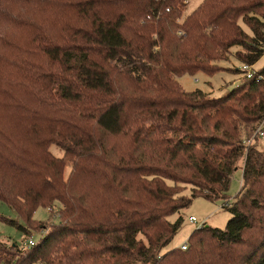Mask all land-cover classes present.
I'll list each match as a JSON object with an SVG mask.
<instances>
[{
	"label": "trees",
	"instance_id": "trees-1",
	"mask_svg": "<svg viewBox=\"0 0 264 264\" xmlns=\"http://www.w3.org/2000/svg\"><path fill=\"white\" fill-rule=\"evenodd\" d=\"M186 3L0 0V201L21 221L3 218L25 243L42 233L0 239V264H264V151L246 143L264 65L217 97L177 80L231 55L254 64L264 0H202L182 17ZM237 169L225 227L164 250L182 220L169 216L225 199ZM40 206L58 219L35 220Z\"/></svg>",
	"mask_w": 264,
	"mask_h": 264
},
{
	"label": "rangeland",
	"instance_id": "rangeland-1",
	"mask_svg": "<svg viewBox=\"0 0 264 264\" xmlns=\"http://www.w3.org/2000/svg\"><path fill=\"white\" fill-rule=\"evenodd\" d=\"M202 0H187V3L183 9L182 17L186 16L192 10H194ZM245 29L247 28L243 25ZM248 31V29H246ZM249 32V31H248ZM244 48L241 46H235L232 48L233 53L243 51ZM220 64L227 67L226 70L218 71L213 74H207L204 72H197L196 74L184 73L177 77V80L181 87L185 90L192 91L194 89H201L208 93L212 97H217L225 93L228 89L232 88L240 79H242V74L234 71L235 68H239L241 61L237 59L236 55H231L226 61H220ZM264 65V52L260 58L254 63V69L258 70ZM253 134V133H252ZM258 149L264 151V135L255 138L254 141ZM51 152L60 156L62 151L55 145L50 146ZM68 168L65 169V173L68 172ZM241 169H237L233 172L229 188L227 190V197L220 200H211L204 196H195L191 199L190 204L182 208L179 213H175L169 216V220L174 221L178 216L182 217L181 225L177 233L172 238L171 242L164 248V250L179 247L181 243L187 241L188 236L193 229L200 226V223L205 222L206 225L215 228H224L228 219L230 218V212L227 206H223L222 202L230 205L240 189L241 183ZM191 186L187 185L184 191L185 194L189 195ZM53 211L50 212L47 207H38L33 216L35 220L46 221L45 223L50 224L52 221H56L57 218V207H52ZM189 216L195 217L199 222L192 223L189 222ZM15 219L18 221L19 218L15 212L11 209L9 205L5 202L0 201V239L5 243L16 242L21 244V247L25 245L23 232L16 229L14 225L9 224L4 218ZM32 232V238L34 240L39 239L42 233ZM188 245V244H187ZM32 264H42L41 262H36Z\"/></svg>",
	"mask_w": 264,
	"mask_h": 264
},
{
	"label": "built area",
	"instance_id": "built-area-1",
	"mask_svg": "<svg viewBox=\"0 0 264 264\" xmlns=\"http://www.w3.org/2000/svg\"><path fill=\"white\" fill-rule=\"evenodd\" d=\"M241 74L243 76H245L246 78H251L253 77V75H256V70L254 69V64L252 63H247V62H241V65L239 67ZM260 75H257V77ZM264 135V120L261 122V124L257 127V129L253 132V134L251 135V137H249L246 140L247 144H252L255 141L256 137L259 136H263ZM189 222L192 223H198L199 221L193 217V216H189L188 218ZM205 222L200 223V226H202ZM198 226V227H200ZM34 240L33 239H28L27 242L25 243L26 246L32 245L34 244ZM187 241H185L184 243H181V245L179 246L180 249H186L187 247Z\"/></svg>",
	"mask_w": 264,
	"mask_h": 264
}]
</instances>
